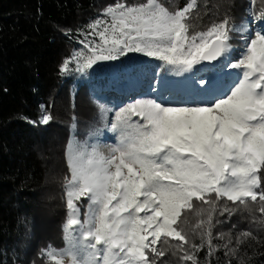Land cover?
<instances>
[{
    "label": "trees",
    "instance_id": "obj_1",
    "mask_svg": "<svg viewBox=\"0 0 264 264\" xmlns=\"http://www.w3.org/2000/svg\"><path fill=\"white\" fill-rule=\"evenodd\" d=\"M118 2L132 6L145 0H0V264H55L46 251L67 245L70 146L95 144L101 152L102 142L117 145L120 133L112 129L116 113L136 100L155 99L166 77L185 72L140 53L78 69L74 54H87L85 44L100 42L99 36L86 35L92 31L88 26L97 19L110 25L105 9ZM159 2L174 12L190 0ZM262 10L264 0H196L187 23L190 32H204L227 18L236 27L250 26L254 37L264 27L255 18ZM231 35L229 59L202 62L186 72L184 79L196 98L166 106H196L230 93L242 72L226 65L240 59L243 47L240 33ZM66 59L70 63L64 73L60 69ZM257 191H264V183ZM207 199L214 204L193 199L192 208L181 210L178 227L187 243L162 238L156 247L165 256L149 252V258L156 264H192L183 259L187 253L197 264H264V202L249 197L240 204L217 199L214 193ZM75 203L84 220L88 200Z\"/></svg>",
    "mask_w": 264,
    "mask_h": 264
},
{
    "label": "snow or ice",
    "instance_id": "obj_2",
    "mask_svg": "<svg viewBox=\"0 0 264 264\" xmlns=\"http://www.w3.org/2000/svg\"><path fill=\"white\" fill-rule=\"evenodd\" d=\"M195 6L196 0H190L170 12L159 0L132 6L118 2L105 9L110 25L97 19L88 26L92 31L86 35L99 36L100 42L85 44L87 54H74L80 70L140 53L177 72L191 71L205 61L229 59L231 33L238 32L240 59L226 66L240 70L242 78L214 102L166 106L150 98L120 109L112 123L120 137L108 156L95 144L70 146L67 246L46 251L55 264H64L65 256L69 264H156L148 253L165 256L156 247L159 240L174 237L187 243L178 220L182 209L193 207V199L214 204L207 199L214 193L240 204L249 197L264 202V191H257L264 183V27L252 37L247 24L236 27L225 18L204 32H190L187 20ZM255 18L264 23V10ZM69 63L62 62L61 72L67 73ZM200 83L207 90L206 82ZM82 197L90 201L83 221L75 203ZM211 223L209 215L210 251ZM178 247L183 250V244ZM183 259L197 264L191 254Z\"/></svg>",
    "mask_w": 264,
    "mask_h": 264
},
{
    "label": "rangeland",
    "instance_id": "obj_3",
    "mask_svg": "<svg viewBox=\"0 0 264 264\" xmlns=\"http://www.w3.org/2000/svg\"><path fill=\"white\" fill-rule=\"evenodd\" d=\"M248 29H249L250 35L252 36V34H251L252 28L250 26H248ZM183 74H177L175 76L166 77L163 85L156 90V92L154 94L155 99H157L158 102H162V101L168 102V101H174L175 100V101L180 102V103H187V102L190 103L192 100H194L196 97H194L192 95V93L190 91V87L186 83ZM222 93L223 92L219 93L217 95V97H220ZM114 146L115 145H113L110 142H104L102 144V147H101V153H103L105 156H108ZM84 198H86L88 200V206H89V204H90L89 199L87 197H84ZM88 211H89V207H88ZM79 216H80V213H79ZM79 219H80V217H79ZM80 220L83 221L82 219H80ZM73 227H75V226H73ZM62 259L64 260V264H69V260H70L69 257L65 256Z\"/></svg>",
    "mask_w": 264,
    "mask_h": 264
},
{
    "label": "water",
    "instance_id": "obj_4",
    "mask_svg": "<svg viewBox=\"0 0 264 264\" xmlns=\"http://www.w3.org/2000/svg\"><path fill=\"white\" fill-rule=\"evenodd\" d=\"M205 62L208 63V64H212V65L213 64H216V62H214V61L213 62H207V61H205Z\"/></svg>",
    "mask_w": 264,
    "mask_h": 264
},
{
    "label": "clouds",
    "instance_id": "obj_5",
    "mask_svg": "<svg viewBox=\"0 0 264 264\" xmlns=\"http://www.w3.org/2000/svg\"><path fill=\"white\" fill-rule=\"evenodd\" d=\"M184 75V78H185V75H186V73L185 74H183ZM104 142H102V144H103ZM111 143V142H110ZM102 144H101V147H102ZM113 144V143H112ZM113 145H115V144H113ZM116 146V145H115Z\"/></svg>",
    "mask_w": 264,
    "mask_h": 264
},
{
    "label": "built area",
    "instance_id": "obj_6",
    "mask_svg": "<svg viewBox=\"0 0 264 264\" xmlns=\"http://www.w3.org/2000/svg\"><path fill=\"white\" fill-rule=\"evenodd\" d=\"M150 239V238H149Z\"/></svg>",
    "mask_w": 264,
    "mask_h": 264
}]
</instances>
